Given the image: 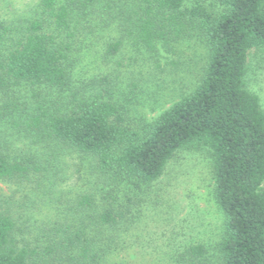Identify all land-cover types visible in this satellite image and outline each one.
I'll use <instances>...</instances> for the list:
<instances>
[{
    "label": "trees",
    "instance_id": "16d2710c",
    "mask_svg": "<svg viewBox=\"0 0 264 264\" xmlns=\"http://www.w3.org/2000/svg\"><path fill=\"white\" fill-rule=\"evenodd\" d=\"M210 1H38L37 16L0 58V91L7 97L0 103V180L52 200L67 150L88 159L93 185L59 199L62 215L33 232L10 213L13 201L1 200L0 264H127L111 254L139 241L148 188L179 150L202 146L223 215L219 264H264V111L245 81L249 53L264 48V0ZM108 29L115 33L105 38V59L124 41L156 58L196 33L207 48L197 84L133 125L118 74L76 76L86 34ZM22 85L29 99L11 98ZM13 139L22 145L5 152ZM206 255L203 243H186L173 257L177 264H206Z\"/></svg>",
    "mask_w": 264,
    "mask_h": 264
},
{
    "label": "rangeland",
    "instance_id": "374dc122",
    "mask_svg": "<svg viewBox=\"0 0 264 264\" xmlns=\"http://www.w3.org/2000/svg\"><path fill=\"white\" fill-rule=\"evenodd\" d=\"M38 1L0 0V58L19 37L21 26L37 16ZM113 33L108 29L103 33L86 34V45L77 55L75 72L82 80L99 72L112 70L113 75L118 74V89L129 96L128 117L133 125L151 119L193 89L207 62V48L196 33L172 43L168 51L160 49L156 58L133 49L124 41L113 58L105 59L103 44L106 36ZM245 81L247 88L258 96L264 111V48L249 53ZM14 89L11 98L29 99V87L22 85ZM5 99L7 97L0 91V103ZM11 137L9 135V139ZM13 143L4 151L10 153L15 145H22L21 139H13ZM61 162L59 165L63 170L59 175L62 180L57 178L52 200L41 193L33 195V191L23 184L0 180V201H13L10 213L19 221L26 220L31 232L62 215L63 202L59 199L72 198L75 192L85 191L93 185L86 166L88 159H81L66 150ZM213 182L207 148L179 150L169 160L161 177L148 188L149 192L144 196L147 203L141 202L140 214L146 222L142 225L145 228L139 241L118 247L111 258L127 264H177L173 257L177 249L186 243H203L207 249L206 264H219L217 245L222 235L223 215L213 198ZM117 186L118 203H122L125 197L123 185ZM31 232L27 231L25 235Z\"/></svg>",
    "mask_w": 264,
    "mask_h": 264
}]
</instances>
